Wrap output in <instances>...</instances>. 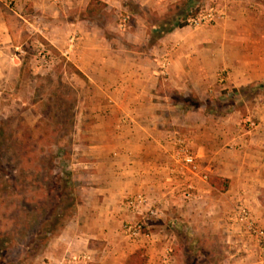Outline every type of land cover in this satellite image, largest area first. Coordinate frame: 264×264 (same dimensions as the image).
I'll list each match as a JSON object with an SVG mask.
<instances>
[{"label": "rangeland", "instance_id": "1", "mask_svg": "<svg viewBox=\"0 0 264 264\" xmlns=\"http://www.w3.org/2000/svg\"><path fill=\"white\" fill-rule=\"evenodd\" d=\"M99 1L91 14L83 1L0 0V264H126L136 249L144 264H264V242L238 235L230 211L191 219L140 191L159 211L140 220L124 207L135 192L94 189L100 180L84 164L87 141L123 135L119 112L101 118L113 101L99 82L121 75L124 59L141 60L146 79L156 78L151 93L159 86L160 100L174 104L158 124L166 142L173 134L190 141L181 120L197 115L211 121L236 110L237 126L260 121L264 0ZM177 63L184 90L167 84ZM180 194L172 199L186 204ZM243 243L245 251L236 247Z\"/></svg>", "mask_w": 264, "mask_h": 264}, {"label": "crops", "instance_id": "2", "mask_svg": "<svg viewBox=\"0 0 264 264\" xmlns=\"http://www.w3.org/2000/svg\"><path fill=\"white\" fill-rule=\"evenodd\" d=\"M33 1L38 6L51 8L55 2H61L65 8L78 1L86 5L88 0ZM175 63V60H171V65ZM177 64L181 72L176 77L171 74L167 84L184 90V64ZM123 66L124 70L117 78H102L99 82L102 94L113 101L103 107L105 116L101 118H107L106 112H119L121 116L117 121L123 135L119 133L122 135L120 141H87L84 164L91 167V179L100 180L95 182L99 185L94 189L100 188L102 192L116 190L118 193L142 191L150 194L162 208L174 204L181 214L191 219L210 210L217 215L228 212L234 203L239 202L245 204L254 221L261 224L264 221V107L256 109L254 113L260 121L253 122L249 128L236 125L239 119L235 115L238 113L236 110L229 117L214 116L211 121L199 115L197 122L182 119V125L187 126L188 137H192L188 141L189 146L206 180L189 174H173L168 170L170 159L166 150L169 145L163 140L166 130L158 124L162 121L160 116L175 106L160 100H165V96L161 95L159 86L151 93V88L156 86V78L151 76L150 80L146 79V73L138 69L142 66L141 60L124 59ZM223 121L227 123L222 124ZM211 175L227 178L228 188L224 192L214 193L207 184V178ZM186 181L193 184L194 196L183 204L179 196L172 199V195L181 190ZM231 236L235 242L236 236ZM236 247L244 251L247 248L244 243ZM247 253L245 258L250 257L249 251ZM236 262L254 264L241 258Z\"/></svg>", "mask_w": 264, "mask_h": 264}, {"label": "built area", "instance_id": "3", "mask_svg": "<svg viewBox=\"0 0 264 264\" xmlns=\"http://www.w3.org/2000/svg\"><path fill=\"white\" fill-rule=\"evenodd\" d=\"M197 18H191V22L196 23ZM163 66V62L161 63ZM167 141L169 145V168L170 173L173 174H189V175H201V178L205 179L204 173H199L198 163L196 156L192 152L187 139L179 134H173L168 137ZM199 173V174H198ZM193 185L190 181H186L182 187V196L185 199H191L193 196ZM124 207L128 209L133 217H138L140 220L150 216L153 218H159V211L153 205L147 203L146 198L142 193H135L132 196H128L124 200ZM227 219L231 225L235 226V231L240 236L253 237L259 243L264 242V229L256 225L251 216V212L246 205L237 204L229 212ZM139 224H128L126 226L127 232H133L139 228Z\"/></svg>", "mask_w": 264, "mask_h": 264}, {"label": "trees", "instance_id": "4", "mask_svg": "<svg viewBox=\"0 0 264 264\" xmlns=\"http://www.w3.org/2000/svg\"><path fill=\"white\" fill-rule=\"evenodd\" d=\"M95 4L98 5V7L103 5V3L99 0H88L85 9L89 13L94 14L95 12L98 11V7L94 6ZM76 72L77 74H79V71L76 70ZM207 184L214 193H221L228 188L229 180L222 176L211 175L207 178ZM35 235L39 236L40 233L37 232ZM144 263H145V256L138 249H136L133 253H131L128 256V260L126 262V264H144Z\"/></svg>", "mask_w": 264, "mask_h": 264}]
</instances>
